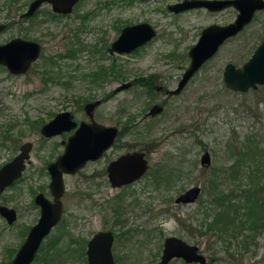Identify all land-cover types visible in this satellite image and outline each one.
Masks as SVG:
<instances>
[{
	"label": "rangeland",
	"instance_id": "1",
	"mask_svg": "<svg viewBox=\"0 0 264 264\" xmlns=\"http://www.w3.org/2000/svg\"><path fill=\"white\" fill-rule=\"evenodd\" d=\"M29 1L0 0V22L11 24L0 32V41L23 35L19 26L28 23H18L19 15ZM168 1L133 0L129 4V0H81L70 14L46 18L36 29L27 32V38L41 41L44 52L23 75L6 78L0 68V122H16L18 129L25 132L21 137L24 135L23 139L27 138L34 143L32 160L36 165L41 166L51 160L55 155L54 150H62L63 147L60 144L56 147V143L64 136L52 137L44 141L43 148L36 149L41 134L39 126H31V120L47 121L61 110L76 109L77 100L84 101L106 93H111V96L98 108V120L113 124L120 109H123V119L129 113H139L152 96L144 91L146 88L132 85L116 95L111 92L112 88L125 79L130 80L149 72H157L161 81L164 77L167 78L165 84L173 87L187 65L186 50L197 41L201 28L214 22L227 23L236 14L233 7L218 12L200 8L177 14L166 10ZM8 2L11 4L7 6ZM9 6H12L11 12H8ZM44 7L48 6L43 5L41 8ZM89 10L92 13L83 22L82 15ZM42 17L43 12L38 18ZM140 21L153 24L158 29V34L150 46L142 48L138 53L113 56V62L124 70L123 79L108 77L104 85L95 86L88 73L96 65L87 56L88 53L82 50L75 55H67L69 46L74 48L76 44L80 45L76 42L72 46L68 42L73 36L71 26L79 29V39L85 46V39L91 41L98 35L110 42L117 36L122 25ZM83 23L87 27L91 26L93 29H89L93 33L81 28ZM263 37L264 8L256 11L252 20L241 31L221 45L184 89L171 98V104L162 115L154 118V122L150 121L151 125L154 123L153 133L146 140L157 142L153 152L154 163L164 156L165 163L172 170L168 185L157 187L152 183H145L143 186V182H137L128 189L130 195L125 196L122 201L126 206L124 216L132 219L126 228H133L136 238L129 240L119 235L115 252L126 257L127 250L133 251L130 256L136 259L133 264L151 263L152 259L160 255L163 239L167 235H178L198 244L207 256L206 264H264V231L256 236L255 243L250 244L248 250L244 249L241 234L228 242L226 230L222 229V218L226 219L227 209L221 214V203L217 205L209 201L216 189H222L234 202L243 204L248 203L247 198L264 197V187H261L264 180V85L239 91L226 87L222 80L225 64L230 61L241 66ZM51 53L63 54L60 59L55 58L59 66H52L45 58V55ZM111 58L101 59V62L108 64ZM52 77L55 79L52 80ZM77 116L84 117V112L79 109ZM121 122H124L122 118ZM182 124L188 125V129L193 132L198 131L201 139L186 138L187 130L183 133L178 131ZM145 127L147 124H142L139 130H144ZM206 146L211 153V164L208 167L200 164V156ZM10 153L0 150V163ZM99 168L100 166L91 167L85 171L89 174ZM42 181L46 185L48 178L33 173L32 179L28 178L21 183L20 193L16 198H8V203L19 209L20 217L11 227L5 226L3 219H0V260L3 262L8 261L10 249H16L22 241L18 235L21 234L20 229L23 230V222H34L37 219V208L30 206L29 184L33 183L34 187L42 184ZM194 183L202 188L199 197L202 198V203H175L174 198ZM87 188L88 192L93 193L92 198L81 200L76 197L79 195L76 191ZM118 191V188L110 187L102 175L94 179L84 178L80 174L68 176L62 223L71 236L78 238L81 246L77 242L69 243L68 235L60 233L63 231L62 225L55 226L48 235H62V239L52 247L47 256L51 252L66 249L67 253L55 255L58 264H87L83 247L85 251L88 238L100 229L119 228L115 224L116 213L112 210L114 203L111 202V197ZM134 198L151 202L150 212H156L154 218L152 215L151 219L147 215L140 216L147 205L133 203ZM222 205L225 206L224 203ZM212 217L214 224L207 229ZM142 228L150 230V237ZM243 233L250 234L252 230L246 228ZM47 237L43 242L51 236ZM137 243L141 245L139 249L136 247ZM31 264L47 263L36 259ZM119 264H125V261ZM172 264L184 263L177 259Z\"/></svg>",
	"mask_w": 264,
	"mask_h": 264
},
{
	"label": "flooded vegetation",
	"instance_id": "2",
	"mask_svg": "<svg viewBox=\"0 0 264 264\" xmlns=\"http://www.w3.org/2000/svg\"><path fill=\"white\" fill-rule=\"evenodd\" d=\"M32 1L33 0L29 1L26 8L24 9V11L21 12V14L19 15L20 20L18 23H24V22L28 23V25L20 24V26H19V29L22 31L23 35H16V36L10 37L7 40L0 41V47H3V46L5 47L6 44H8L9 42H11L13 39H16V38H18L20 40H34L40 44V53H39L38 57L31 62L29 68L24 72H17V73L12 72L9 70L6 63L0 62V68L2 69L3 74L6 76V78H7V76H13V75L18 76V75L25 74L34 65V63H36L38 58L41 55H43L44 51H43V45H42L41 41L36 40V39H32V38H27V36H28L27 32L36 29V26L46 18L51 19L53 17L66 16V15L70 14L72 11H75L76 6L79 4V2L81 0H78L75 4H73L71 7V10H69L67 12L55 11V10H53L52 5L49 2L43 1L38 5V7L34 11H31L29 13L28 12L29 11V5ZM179 1H182V0H169L166 3V8H167L166 10H168L169 12H172V13L179 14V13H182L185 11H190L193 9H200V8H191V9H186L182 12L181 11L175 12L174 10H171L168 8L169 4L179 2ZM132 2H133V0H129V4H131ZM9 4H11V3L8 2L7 6ZM113 4H115L114 1H113ZM43 5H47L48 7L41 8ZM201 8H203V7H201ZM203 9H205L209 12H218V11H210L206 8H203ZM11 11H12V6H9L8 12H11ZM41 12L44 13V17H42L40 19L38 17L41 14ZM91 13H92V11L89 10L88 12L83 14L82 15V17H83L82 21L85 22V18L87 16H89ZM236 13H237V10H236ZM77 16L79 18V15H77ZM235 16H236V14H235ZM73 19H75V18H73ZM140 22H144V21H140ZM136 23H139V22H136ZM136 23H129V24L122 25L120 27V30H119V33L117 34V36L114 37L110 42H108L107 38H100L98 35L97 37L94 36L91 41L85 39L84 42H87V44H85V46L82 45L83 42L81 43V41L79 39V35H78L79 29L75 28L74 26H71V29L73 30V36L68 39V42L71 45L73 43H76V42L80 43V45L76 44V46H74V48L69 46L68 50H67V55H75V54L81 52L82 50L86 51V53H88L87 56L90 57V60H92L94 62V64L96 65V67L93 68L88 73V75L91 77L92 84H94L95 86L99 87V86L104 85V83L107 82L108 77H114L116 79H119V78L123 79L124 78V70L120 69L118 67L119 65H117L113 62L114 61L113 56L114 55H123V54L127 55V54L138 53L139 50H141L142 48H146L148 45L150 46L158 34V31H157L158 29L153 24L150 23L153 26V28L156 30L155 36H153L150 40L145 41L144 43L136 46L135 48L131 49L130 51H126V52H119L117 50L111 51L110 48H111L112 42L114 40H116V38L119 36L123 27H125L127 25L136 24ZM214 23H216V22H214ZM210 24H212V23H210ZM210 24L203 26L200 30V34H201L202 30ZM10 25H11L10 22H8V23L7 22L6 23L0 22V32L7 29ZM81 28H85L86 32H92V30H90V29H93L91 26L87 27L85 23L82 24ZM106 31H105V34H106ZM198 39H199V37H198ZM194 44L190 45L189 48L186 50V57L188 58L187 65L183 68V71L181 72V74L177 78V81L173 87L168 86V84H165V82H167V78L164 77L161 81V76L157 72H149L147 75L136 76L130 80L125 79V81H121L116 86H114L112 88L111 92L115 95H116V93L123 91L124 89L130 88L132 85L133 86L138 85V86H143L144 88H146V89H144V91L146 93L152 95V96L149 99L150 101L146 104V106L143 109H141L139 111V113H137V114L136 113H129L123 119V109L118 110V113H117L118 117L116 118L115 122L113 123L114 125L117 126L118 131H117V134L114 138L112 145L110 147H108L107 149H105L99 157H97L95 159H88L83 164V166L78 168L76 171H74L72 173H68V172L63 173V181H64L65 189H64V192L62 193V195L60 196V198L62 199V203H63V215H62L61 220L57 223L56 226L61 225L62 221L64 220V218H63L64 210H65L64 196H65L66 191H67V177L68 176L80 174L84 178L93 177V179H94V178L102 175V176H104L106 183L110 187L119 189V191L116 192L111 197V202L114 203V205H112V210H114V212L116 213V220H115L116 223L115 224H118L119 228H118V230L116 228L115 229H113V228L100 229V230H107V229L111 230V232L113 234V241H112V246H111V251H112V255H113V264H119L120 262H124V261H125V264H133L136 260L134 258H130V256L133 255V251H131V250H127L128 255H126V257H123L121 253L119 254V253L115 252V246L117 245V237L119 235H121L122 238L126 237L129 240L136 238L133 228H130L128 226L126 228V225L131 223L132 219L124 216V214H125L124 209L126 206L123 205L122 201L125 198V196L130 195V191H128V189H130V187L135 185V183H137V182L138 183L143 182V186L145 185V183H147V184L152 183L157 187L160 185L166 186V185H168L169 180H170V173H171L172 168L168 167L167 164L165 163L166 158L163 156L157 163H154L155 160L153 157V152H155V149L157 147V145H156L157 142L155 140H146V139H149L148 137H150L151 133H153L152 129L154 128V123H153V125H151L150 121L154 122V118L162 115L166 111V107L169 104H171V102H170L171 98L173 96L179 94L184 89V87L187 85V83L192 79V77L198 72V70L209 59H211L217 53L216 52L212 57H210L206 61H204L202 63V65L200 66V68L190 77V79L182 87V89H180L177 93H174L173 90L176 89V87L178 86V83L182 77V74L184 73V71L186 70V68L189 65L190 57H189L188 52H189V49ZM18 47L19 46H15L14 49L16 50ZM83 47H84V49H83ZM14 52H17V51H14ZM14 52L9 51L10 54L14 53ZM62 56H63V54H61V53H51V54L45 55V58L47 60H49V63L52 66H55V65L59 66L56 59H60V57H62ZM110 57H112L111 62H109L108 64L101 62V59L104 60L105 58H110ZM231 63H233V62H231ZM42 71L45 72V69H43ZM223 71H224V69H223ZM53 79H55V77H52V80ZM222 80H223V76H222ZM127 81L131 82V84L129 86H127L126 88H117L121 83L127 82ZM44 82H46V81H44ZM0 83H2L1 80H0ZM109 96H111V93H106L105 95L103 94V95L98 96V97H90L87 100L84 99V101L83 100H80V101L77 100L76 101V109L70 110V112L73 114V119L77 122V125L83 120L84 121L89 120V116L87 115L86 110H85V104L87 102L95 101L97 99H99L100 101L93 108V117L97 122L107 124L104 121L98 120L97 115H98V108L100 107V105L103 104V102L106 101V99H108ZM0 104H1V102H0ZM155 105L160 106L161 109L158 112H156L155 114H149L148 112ZM79 109L84 112V117H82V118H79L77 116V112ZM0 110H1V108H0ZM121 118H122V121H124L123 123L121 122ZM45 122L46 121H44L43 119L31 120V122H30L32 127H34V125H36L37 127L39 126V132L41 134V139L38 142V144L36 145V149L43 148L44 147V141L51 139L52 137H56V136L60 137V135H62L64 137L60 138L59 141H57V143H56L57 144L56 147H59L58 144H60L63 147L62 150H58V151L54 150L53 154H55V155L51 158V160L45 162V164H42L41 166L36 165L35 162L32 160V150L34 148V143L31 140H28L27 138L23 139L24 135L21 137V135L23 133L25 134V132L23 130L18 129V124L16 122H12V121L0 122V150L3 152H7V154L9 152H11L10 156H8L2 160V162L0 163V168L3 165H5L6 163L11 162L12 160H14L15 157L18 156V154L22 151V146L24 143H30V146L27 148L28 150H27L26 157L22 158L23 165L20 168L19 174L17 176H15L13 178V180H11L8 184H6L3 187V189L0 191V205H5L7 207L13 208L14 214H15V217L13 218V220L11 222H9L7 220V218L0 213V219H3L5 226H7V227L14 226L20 217L19 209L15 205L9 204L8 198H16V196L20 193L21 183L26 181L28 178L32 179L33 173H36V176H39V177L46 176V178H48V182L46 183V185L43 184L44 181L41 182L42 184L34 186V187L32 186L33 183L29 184L30 185L29 190H30V194H31L30 195V198H31L30 206L33 208H37L38 215H37V219L34 220V222L33 221L32 222H23V224H24L23 230L21 228L19 231V232H21V234L18 235L21 238L20 240H22L19 243V246L23 243L24 239L26 238L30 227L37 222V220L40 216L41 207L38 204V202L36 201L37 196L41 193L43 196H45L47 198H53L51 191H50V188H49V184L51 182V173L48 169V164L51 162H54L57 159V157L63 153L64 148H65V142L67 141L69 135L72 134L74 132V129H75V127H73L70 130H64L62 132H58V133L52 134L50 136H45L41 131V127L43 126V124ZM123 124H124V126H122ZM142 124H144V125L147 124V127H145L146 129L144 128V130H139V126H141ZM188 127H189L188 125L182 124L178 131L183 133L185 130H187L188 134H187L186 138L191 139L193 137L195 139H201L200 136L197 134L198 131L193 132V130H189ZM135 135H137V137ZM135 139H136V141L134 142L133 140H135ZM203 149H204V151L200 156V164L202 166L208 167L211 164V153H210L209 149L207 148V146L204 147ZM134 151L143 152V157L146 160V165H147L146 169L144 170V172L141 175L137 176L134 179H131L129 182L114 185L113 182L110 180V177H109V165L114 160H117L120 156L125 155L126 153L134 152ZM206 151L209 154L208 162L205 161V158L203 157V155ZM93 164H99V165L95 166ZM99 166H100L99 170L98 169L93 170L96 172H93V173L91 172L88 174V172L85 171L88 168H91V167L96 168ZM117 173L119 174V176L121 175V173L119 171H117ZM124 173L125 172H122V175ZM262 184L264 186V180H263ZM193 186H199L200 187L199 193L195 199H193V200H180V201L176 200L180 194L185 193L189 188H191ZM263 186H261V187H263ZM88 189L89 188L76 191L75 193L79 194L76 197L80 198L81 200H84L85 198H92L93 193L88 192L87 191ZM201 191H202V188L198 183L191 184L188 187L184 188V190L182 192H180L174 198V201H175V203L182 204V205H189V204H192L196 201L198 203H202V201H203L202 198H199L201 195ZM247 200H248L247 204H243L241 202H234L232 200V198H228L226 200V203L224 202L225 201L224 200L223 201V203L225 205L224 208L226 207V209L228 210L227 211V217H226L228 219H225L224 217L222 218L224 220V223H222L223 224L222 229L226 230L225 233L229 238L228 242H231V240L236 239L237 236L239 234H241L243 236V238H245V240L242 238V242H243L245 250H248L249 245L252 244L253 242L255 243L256 236L258 234H260L262 231H264V198H247ZM209 201H212L213 203H215L217 205L219 202L222 203V201H220L219 198H215L214 196L212 198H210ZM133 203H136L137 205H147L145 207V209L140 212L141 213L140 216L147 215L148 219H151L150 215H152V218H154L156 212H150L151 202H143L139 198L138 199L134 198ZM242 209H243V212H241ZM249 212H250V214L253 213V214L258 215V219H260V220L259 221L257 220L258 223L256 222L257 227H255L251 223L250 216L248 215ZM157 213H160V212H157ZM134 216L137 217L138 215H134ZM214 217H212L210 220V222H211L213 219L212 224H214ZM226 220H228V221H226ZM246 228L251 229L252 233L244 234L243 231L246 230ZM142 229L145 230L147 235L150 237V234H151L150 230H147L146 228H142ZM169 236H176L178 238L185 240L186 242H189L187 239H185L181 236H178V235H167V236H165L163 239V242H162L160 255H158V257L152 259V261H151L152 264H159L162 261L164 242H165L166 237H169ZM189 243H193V242H189ZM86 244H87V242H86ZM193 244H196V243H193ZM196 245L199 248L198 251L202 252L199 245L198 244H196ZM19 246L16 249L13 247L10 250H13V253H14L17 251ZM140 246L141 245L137 243L136 247L138 249ZM39 248H38V250H39ZM13 253L11 255V259L14 256ZM177 259L181 260L184 264H189V263L201 264L200 262H197V261H187L186 259H184L181 256H172L171 258L168 259L166 264H172V262L174 260H177ZM0 261H2V260H0ZM10 262H11V260L8 261V264H10ZM151 263H147V264H151ZM206 263H207V256H206V262L203 264H206Z\"/></svg>",
	"mask_w": 264,
	"mask_h": 264
},
{
	"label": "water",
	"instance_id": "3",
	"mask_svg": "<svg viewBox=\"0 0 264 264\" xmlns=\"http://www.w3.org/2000/svg\"><path fill=\"white\" fill-rule=\"evenodd\" d=\"M43 1L49 2L55 11L67 12L78 0H33L29 5L28 12L34 11ZM201 7L210 11L233 7L237 13L235 18L227 23H212L202 30L197 42L189 49V65L182 74L178 86L173 90L174 93L182 89L202 63L212 57L226 39L241 31L252 20L256 11L264 8V0H182L168 5V8L175 12ZM155 34L156 30L146 21L127 25L123 27L119 36L112 42L110 50L130 51L150 40ZM15 46L19 47L15 50ZM9 51L17 52L10 54ZM39 53L40 44L38 42L16 38L6 44L5 47H0V62L6 63L12 72H24L29 68L31 62L38 57ZM223 82L225 86L239 91H246L249 88H256L258 85L264 84V37L241 66H236L231 62L225 65ZM130 84V81L123 82L117 88H126ZM99 101L97 99L85 104V110L89 116L88 121L83 120L77 125L73 119V114L70 110L65 109L56 113L41 127L45 136L70 130L73 127L75 129L65 142L63 153L54 162L48 164L51 173L49 188L53 198H47L41 193L37 196L36 201L41 207L40 216L37 222L30 227L26 238L15 252L10 264H31L43 240L61 220L63 203L60 196L65 189L63 173L76 171L88 159L99 157L105 149L112 145L118 128L114 124H104L94 119L93 108ZM160 109V106L155 105L148 113L155 114ZM29 146L30 143H24L18 156L0 168V191L19 174L23 165L22 158L26 157ZM203 157L208 162L209 154L207 151ZM146 167L143 152L126 153L111 162L109 177L114 185L129 182L141 175ZM117 171L121 175L122 172L125 173L119 176ZM199 190V186H193L185 193L180 194L176 200H193L197 197ZM0 213L9 222L15 217L14 209L5 205H0ZM112 241L111 230L94 232L86 244L87 264H113ZM198 249L196 244L186 242L176 236L166 237L162 261L159 264H166L172 256H181L187 261H197L203 264L206 262V256Z\"/></svg>",
	"mask_w": 264,
	"mask_h": 264
},
{
	"label": "trees",
	"instance_id": "4",
	"mask_svg": "<svg viewBox=\"0 0 264 264\" xmlns=\"http://www.w3.org/2000/svg\"><path fill=\"white\" fill-rule=\"evenodd\" d=\"M264 187V186H263ZM262 187V188H263ZM213 192H214V197L215 198H219L220 199V201H222V203H223V201L224 200H227L229 197L227 196V193H225L222 189H216V190H213ZM251 198H255V197H251ZM256 198H264V197H262V196H258V197H256ZM222 203H221V206H222V212L220 211V213L222 214V213H225V209L226 208H224L223 207V205H222ZM224 209V210H223ZM228 210H226V212H227ZM249 216H250V219H251V223L255 226V227H257V224H256V222L258 223V221L260 220V219H258V215H256V214H250V212H249V214H248ZM224 216V215H223ZM226 219H228V218H226ZM258 220V221H257ZM226 221H228V220H226ZM212 222H213V219H212V221L211 222H209L208 223V226H207V228H212ZM228 223V222H227ZM61 225L63 226V231H61L60 233H62V234H65V235H68V241H69V243H72V242H77L79 245V247L81 246L80 245V243H79V240H78V238H76V237H73V236H71L70 235V233H69V230L68 229H65V226H64V224L63 223H61ZM227 225V224H226ZM58 227V226H57ZM51 236V237H50ZM48 237H50L47 241H45V242H43L42 244H41V246H40V248H39V250H38V252H37V255L35 256V258H34V260H36V259H41L42 261H44L45 263H47V264H58L57 263V261H55L56 260V254H57V256H59L60 254H63V253H67V251L68 250H66V249H64V250H60V251H56V253L55 252H51L50 253V255L49 256H47L48 254H49V251L52 249V247H54V246H56L57 245V243L59 242V240H61L62 239V235H56V234H50V235H48ZM47 237V238H48ZM12 253H13V250H11V252L9 253V258H8V261H10V259H11V255H12ZM81 253V252H80ZM83 253L85 254V251H84V247H83ZM79 254V253H78ZM8 261L7 262H3V260L2 261H0V264H8ZM61 264H64L63 262L61 263Z\"/></svg>",
	"mask_w": 264,
	"mask_h": 264
}]
</instances>
